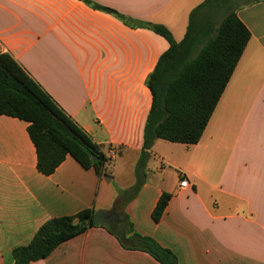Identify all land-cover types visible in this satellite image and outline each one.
<instances>
[{"label":"crops","instance_id":"crops-1","mask_svg":"<svg viewBox=\"0 0 264 264\" xmlns=\"http://www.w3.org/2000/svg\"><path fill=\"white\" fill-rule=\"evenodd\" d=\"M203 0H0V53L10 54L106 156L105 171L71 156L49 175L36 169L27 123L0 115V264L46 221L91 209L126 216L134 232L177 264H264V0L236 9L250 38L194 145L154 141L131 200L151 95L145 85L167 41L133 22L183 39ZM181 179L187 187L180 188ZM170 199L158 220L159 197ZM30 264H160L95 225Z\"/></svg>","mask_w":264,"mask_h":264},{"label":"trees","instance_id":"trees-1","mask_svg":"<svg viewBox=\"0 0 264 264\" xmlns=\"http://www.w3.org/2000/svg\"><path fill=\"white\" fill-rule=\"evenodd\" d=\"M258 1L203 0L189 13L186 32L179 42L162 25L133 22L112 10L94 7L126 25L150 30L169 45L145 80L151 104L134 168L135 182L125 192L126 201L135 197L144 183L145 165L155 140L184 145L200 140L250 38L235 11ZM0 115L28 124L26 131L40 174L51 175L68 155L84 169L94 168L98 176L105 174V156L99 147L8 53H0ZM92 156L98 158L95 163ZM169 199L168 193L159 197L151 215L154 222L162 216ZM93 214L91 209H85L46 221L26 246L12 252L14 264L44 259L60 243L94 227ZM107 229L124 248L146 252L160 264H177L172 252L134 232L126 216Z\"/></svg>","mask_w":264,"mask_h":264},{"label":"water","instance_id":"water-1","mask_svg":"<svg viewBox=\"0 0 264 264\" xmlns=\"http://www.w3.org/2000/svg\"><path fill=\"white\" fill-rule=\"evenodd\" d=\"M98 160L96 156H92V161L95 163ZM104 179H110V176L104 174ZM123 216L120 214H114L113 211H96L93 214L92 223L93 225H107L108 227H112L114 221L123 220Z\"/></svg>","mask_w":264,"mask_h":264},{"label":"built area","instance_id":"built-area-1","mask_svg":"<svg viewBox=\"0 0 264 264\" xmlns=\"http://www.w3.org/2000/svg\"><path fill=\"white\" fill-rule=\"evenodd\" d=\"M114 157H115V151L112 150V149L109 150L107 152V155L105 156V162L113 160ZM179 187L180 188H186L187 187V180L186 179H181L180 182H179Z\"/></svg>","mask_w":264,"mask_h":264},{"label":"rangeland","instance_id":"rangeland-1","mask_svg":"<svg viewBox=\"0 0 264 264\" xmlns=\"http://www.w3.org/2000/svg\"><path fill=\"white\" fill-rule=\"evenodd\" d=\"M109 168V164L108 163H106L104 166H103V169H104V173H106L105 171H107V169ZM126 197H127V194L125 195V196H123L122 198L124 199H126Z\"/></svg>","mask_w":264,"mask_h":264},{"label":"flooded vegetation","instance_id":"flooded-vegetation-1","mask_svg":"<svg viewBox=\"0 0 264 264\" xmlns=\"http://www.w3.org/2000/svg\"><path fill=\"white\" fill-rule=\"evenodd\" d=\"M114 214H116V212H114Z\"/></svg>","mask_w":264,"mask_h":264}]
</instances>
